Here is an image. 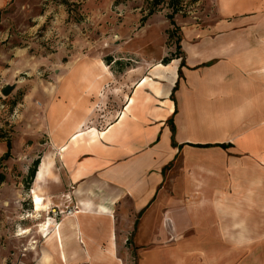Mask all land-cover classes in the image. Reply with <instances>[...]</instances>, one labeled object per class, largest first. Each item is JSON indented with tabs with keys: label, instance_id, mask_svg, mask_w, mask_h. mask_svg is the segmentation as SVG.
<instances>
[{
	"label": "crops",
	"instance_id": "obj_1",
	"mask_svg": "<svg viewBox=\"0 0 264 264\" xmlns=\"http://www.w3.org/2000/svg\"><path fill=\"white\" fill-rule=\"evenodd\" d=\"M217 3L216 46L202 41L188 53L181 79L174 60L151 67L154 79L127 83L121 89L129 92L127 102L103 131L89 127L93 98L114 76L102 60L78 59L63 74L57 98L42 95L50 142L39 152L30 192L22 182L38 155L26 153L17 208L25 204L26 215L36 214L35 191L44 219L56 207L75 213L53 220L58 230L42 238L39 218H27L24 258L11 253L13 264H125L117 241L133 234L135 241H185L140 264H241L247 241H256L251 255L258 250L264 242V0ZM208 144L226 147H195ZM35 240L42 242L36 248Z\"/></svg>",
	"mask_w": 264,
	"mask_h": 264
},
{
	"label": "rangeland",
	"instance_id": "obj_2",
	"mask_svg": "<svg viewBox=\"0 0 264 264\" xmlns=\"http://www.w3.org/2000/svg\"><path fill=\"white\" fill-rule=\"evenodd\" d=\"M178 1L179 13L175 21L181 28L184 55H191L202 41H214L216 46L218 33L213 27L219 19L218 0ZM153 2L154 0L3 2L0 10V105L4 98L9 113H0V146L5 147L10 143L12 149L9 158L4 161L2 158L6 155V149L3 154L0 153V175L6 176L2 187L0 184V264H13L11 253L17 252L19 258H24L27 241L26 235L22 237L21 234L26 230H21V227L27 218L36 217V214L26 215L25 204L22 208H17V203L22 199V194L17 193V186L21 182L17 177H21L22 165L28 160L26 153L39 155L44 148L46 151L50 142L42 127L44 121L41 111L45 105L42 95L47 94L56 99L63 74L78 59L93 58L105 63V58L112 56L118 62L108 66L114 76L110 81H104L101 87L103 92H97L91 104L89 127L103 131L121 114L123 104L127 102L129 92H121V89L127 88V83L131 88L143 77L154 79L151 67L177 53L176 37L173 40L168 37L171 26L167 16L173 12L169 7L170 1L161 0L158 6H154ZM150 10L156 12L143 23V18ZM7 34L9 37L5 40ZM8 85H15L16 89L10 97H4L2 91ZM148 93L147 101L151 100ZM33 106H37V111L31 110ZM32 145L33 149H29ZM53 156L56 159L58 151H54ZM13 158L18 161L13 162ZM33 159L37 160L35 157ZM34 161L28 163L32 165ZM10 168V171L5 170ZM22 183L25 187V179ZM23 198L26 199L25 193ZM72 213H75V208L72 207H56L46 219L41 213V223L37 224L41 238L47 236L53 228L58 230L59 226L52 224L53 220L71 216ZM43 230H46L45 235ZM133 237L134 234L130 237L132 244L129 247L128 241H117L120 258L125 264H140L147 254H165L185 243L180 240L135 241ZM29 243L32 244V240ZM41 243L35 240L32 246L36 248ZM254 243L256 241H247L243 245L241 264H264V242H257L258 250L251 255L250 249L255 248Z\"/></svg>",
	"mask_w": 264,
	"mask_h": 264
},
{
	"label": "trees",
	"instance_id": "obj_3",
	"mask_svg": "<svg viewBox=\"0 0 264 264\" xmlns=\"http://www.w3.org/2000/svg\"><path fill=\"white\" fill-rule=\"evenodd\" d=\"M169 1H170L169 7H171L173 9V12L167 16V19L169 20L170 26H171V29L168 30V37H169V40H173L176 37V39H177L176 40V52L179 54H177V53L171 54L170 56L164 58L162 60L161 64L167 66L174 60H180V67H179L178 73H179V79H181L183 77L182 72H181L182 68L187 67V63H186L187 57L184 55V52L182 49L183 37L181 34V28L177 25V23L175 21V17L179 13V10L177 9V5L179 4V1L178 0H169ZM160 3H161V0H154L153 5L158 6V5H160ZM155 12H156L155 10H150L149 14L143 18L142 22L144 23L148 19V17L154 15ZM104 61H105L107 66H110L112 64L115 65L118 63L117 61L114 60V58L112 56L105 58ZM205 66H207V64L204 63V64L196 66L195 68H192V69H198L200 67H205ZM178 82H177L176 86L174 87L172 95H171V99L174 102H176L175 93L179 87ZM172 133H173L172 142H173V145H175V142H174L175 126L173 124H172ZM213 146L222 147V148L226 147L225 145H222V144L196 145L195 147L209 148V147H213ZM11 149H12V147H11V144L9 143L8 144V152L2 158V161L9 158ZM41 157H42V154H39L37 160H35L33 162V164L30 165L29 170H28V174L24 178L25 179V191H27V192H30V190H31L32 184L34 182V179L36 177V174H37L40 162H41ZM4 181H5V175L4 174L0 175V184H2ZM131 244H132L131 240L129 239L127 242V247H129Z\"/></svg>",
	"mask_w": 264,
	"mask_h": 264
},
{
	"label": "bare ground",
	"instance_id": "obj_4",
	"mask_svg": "<svg viewBox=\"0 0 264 264\" xmlns=\"http://www.w3.org/2000/svg\"><path fill=\"white\" fill-rule=\"evenodd\" d=\"M33 196H34V199L36 202L35 203V205H36V209H35L36 210V217H34V218H40L41 217L40 214L46 210V208L43 206V198L41 196H39L35 191H33ZM28 233H29V231L26 230L21 234V236L23 237V235H27ZM58 239H60V238H58Z\"/></svg>",
	"mask_w": 264,
	"mask_h": 264
},
{
	"label": "water",
	"instance_id": "obj_5",
	"mask_svg": "<svg viewBox=\"0 0 264 264\" xmlns=\"http://www.w3.org/2000/svg\"><path fill=\"white\" fill-rule=\"evenodd\" d=\"M15 89H16L15 85L12 86L8 85L4 87L2 94L4 97H10Z\"/></svg>",
	"mask_w": 264,
	"mask_h": 264
},
{
	"label": "built area",
	"instance_id": "obj_6",
	"mask_svg": "<svg viewBox=\"0 0 264 264\" xmlns=\"http://www.w3.org/2000/svg\"><path fill=\"white\" fill-rule=\"evenodd\" d=\"M2 103V102H1ZM7 112L9 113L8 105L5 103V99L3 98V104L0 105V113Z\"/></svg>",
	"mask_w": 264,
	"mask_h": 264
}]
</instances>
